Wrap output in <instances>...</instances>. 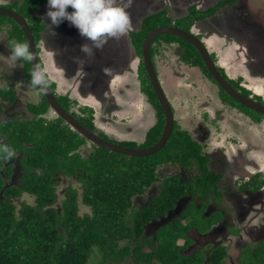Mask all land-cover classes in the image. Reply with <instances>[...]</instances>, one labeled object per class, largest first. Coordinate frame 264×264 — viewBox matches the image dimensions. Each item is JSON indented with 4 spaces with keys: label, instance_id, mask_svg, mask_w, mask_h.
Segmentation results:
<instances>
[{
    "label": "flooded vegetation",
    "instance_id": "obj_1",
    "mask_svg": "<svg viewBox=\"0 0 264 264\" xmlns=\"http://www.w3.org/2000/svg\"><path fill=\"white\" fill-rule=\"evenodd\" d=\"M251 4L249 0H133L128 12L132 31L101 49L93 47L87 55L81 45L91 46V41L67 20L45 27L50 25L47 0H0V10L10 12L0 13V63L9 55L7 41L27 42L16 14L28 27L36 65L50 80L43 93L33 88L29 83L33 62L26 61L0 79V143L14 153L9 158L0 155L3 186H20L23 149L33 146L35 136L50 137L56 152L49 159L54 164L65 161L53 174L56 199L50 207L59 209L74 197L79 215L88 212L81 214L79 208L89 209L82 195L93 183L91 171L81 167L83 160L104 154L108 168L118 174L127 165L141 170L150 163L153 179L130 196L127 215L148 206L167 180L181 192L164 214L155 212L143 224L142 249H151L148 239L155 243L157 230L166 222H190L194 208L207 218V227L188 230L191 243L186 251L202 249L207 254L221 246L224 264L228 260L242 264L245 251L264 241V218L253 219L254 213L264 215V113L238 101L220 81L264 108V30L254 12L263 8ZM67 10L72 11L70 6ZM157 28L175 29L199 41L215 74L187 38L170 31L159 33L148 44L156 91L143 46ZM229 56L235 61L232 69L226 63ZM244 118L251 127L240 121ZM168 119L171 129L159 149L137 155L123 151L145 150L158 143ZM20 125L28 142L17 146L15 127ZM219 133L223 140L214 144ZM175 141L178 144L171 147ZM24 195L31 196L29 204L35 205V196L23 191L7 199L20 202ZM179 240L184 244V238Z\"/></svg>",
    "mask_w": 264,
    "mask_h": 264
},
{
    "label": "trees",
    "instance_id": "obj_2",
    "mask_svg": "<svg viewBox=\"0 0 264 264\" xmlns=\"http://www.w3.org/2000/svg\"><path fill=\"white\" fill-rule=\"evenodd\" d=\"M15 30H20L16 24ZM21 126L15 127L17 146L28 142ZM32 140L33 146L23 149L25 170L20 186L4 187L0 176V264H117L128 258L139 264H224V247H213L207 254L202 249L186 251L191 243L188 230L207 227V218L194 208H190L191 222L183 224L176 219L161 225L157 241L148 239L151 249H142L143 224L155 217V212L164 214L181 192L167 180L148 206L127 215L130 196L153 179L150 163L141 170H130L127 165L126 171L118 174L108 168L104 154L83 160L81 167L91 171L93 178L91 189L82 195L89 211L79 215L74 197L69 203L62 202L59 209L50 207L56 199L53 174L60 166L49 157L56 150L51 149L50 137ZM177 144L175 141L171 147ZM34 166L40 171H29ZM22 191L35 196V205L7 199ZM124 238L127 242L120 244ZM179 238H184V244L177 243ZM242 264H264V241L245 251Z\"/></svg>",
    "mask_w": 264,
    "mask_h": 264
},
{
    "label": "clouds",
    "instance_id": "obj_3",
    "mask_svg": "<svg viewBox=\"0 0 264 264\" xmlns=\"http://www.w3.org/2000/svg\"><path fill=\"white\" fill-rule=\"evenodd\" d=\"M69 6L72 11L67 10ZM132 6L133 0H47L46 16L50 25L45 27L58 26L67 20L77 28L81 36L91 41V46L88 43L81 45V51L91 55L93 47L101 49L109 41H117L132 31L133 25L128 15ZM7 48L10 51L6 62L0 63V79H5V74L16 67L18 62L34 61L27 42L10 39ZM29 76L30 85L38 88L41 93L50 87L48 74L40 65L34 64ZM0 153L5 158L14 154L3 143H0Z\"/></svg>",
    "mask_w": 264,
    "mask_h": 264
},
{
    "label": "water",
    "instance_id": "obj_4",
    "mask_svg": "<svg viewBox=\"0 0 264 264\" xmlns=\"http://www.w3.org/2000/svg\"><path fill=\"white\" fill-rule=\"evenodd\" d=\"M0 13H4V14H7V15H10V12L6 11V10H0ZM15 18V21H17L19 23V25H21V27L23 28L24 32H25V36H26V40H27V43L29 44V47H30V50L33 52V56H34V46H33V40L31 38V35L29 33V30H28V27L27 25L25 24V22L21 19V17H19L18 15L15 14L14 16ZM167 31H170L171 33H174L176 35H179V36H182L183 38H187L191 43H193L198 49H199V52L201 53L202 57L204 58L206 64H207V67L214 73V68L212 66V62L210 61L209 59V56L207 53H205V51L203 50V46L202 44L199 42V41H195L193 40L191 37H189L187 34L181 32V31H177V30H173V29H169V28H157V29H154L151 33H150V36H148V38L144 41V46H143V53H144V61L146 63V66L148 68V72H149V76H150V79H151V82L152 84L154 85V88L156 89V85H157V80L155 79L154 77V74L152 72V67H151V63H150V60H149V55H148V44H149V39L151 37H153L154 35L156 34H159V33H165ZM36 64L35 61H33V65ZM221 84H223L226 88V90L234 97L236 98L238 101H240L241 103H243L244 105L250 107V108H254L258 111H261L264 113V108H262L261 106H259L258 104H256L255 102L249 100L248 98L246 97H243L242 95L232 91L228 86L225 85V83H223L222 81H220ZM159 89H156V91H158ZM164 107L165 109L167 110L168 107L166 105V101H164ZM166 113H168L166 111ZM170 129H171V124H170V121L169 119L167 120V124L165 126V130L163 132V135L162 137L160 138V140L158 141V143L154 144L153 146H151L149 149H145V150H138V151H130V150H123L122 148H118V147H115L113 145H109V144H102L103 146L105 147H108V148H113V149H116V150H123V151H126L128 153H132V154H149V153H152L154 152L155 150L159 149L163 143L166 141V139L168 138V134L170 132Z\"/></svg>",
    "mask_w": 264,
    "mask_h": 264
},
{
    "label": "rangeland",
    "instance_id": "obj_5",
    "mask_svg": "<svg viewBox=\"0 0 264 264\" xmlns=\"http://www.w3.org/2000/svg\"><path fill=\"white\" fill-rule=\"evenodd\" d=\"M249 1L252 3L251 4V8H253V5L258 6L257 8H263V9H254V12L257 15V18L255 19L256 22H257V24L264 30V0H249ZM256 10H257V12H256ZM238 56H239V54H238ZM226 63L228 64V67H231V69H232V67L235 66L234 58L231 57V56H229V57L226 58ZM251 85H255V84L254 83H251ZM240 121H244L245 122V125H248L249 127L252 126L249 121H246L245 120V118L243 120L240 119ZM252 129H253V127H252ZM260 132H262V129H260ZM230 133L231 134H228V135H232V132H230ZM228 135H226V136H228ZM223 137H224L223 133H219L218 136H215L214 139H213L214 144L219 143L220 140H223ZM258 158L260 160L263 157H262V155H258ZM76 161H79V158H77ZM67 163H68V161H67ZM59 166L60 167L65 166V161L63 163H59ZM20 201L21 202L22 201L23 202H27L29 204V202L31 203L33 201V199L29 195H24V196H22L20 198ZM17 207H19V205H17ZM85 210H88L89 211L88 208L87 209L86 208H79V213L82 214V213L85 212ZM257 215H258L257 213H254V218L253 219H254L255 222L256 221L259 222V221H261L262 218H264L263 217L264 215H259V216H257ZM191 219H192V217L189 215L188 220L190 222L192 221ZM263 221H264V219H263ZM166 223H168V222H166ZM124 242L125 241H123L122 243L120 242V244H123ZM177 242L181 244L182 241L179 240ZM230 251H231V249H230ZM231 252H233L232 255H234V249H232ZM229 262H230V260L227 261V264H230ZM90 264H93V262H90ZM107 264H114V263H107ZM117 264H135V263H134L133 259H126L123 262H120V263H117ZM231 264H232V262H231ZM233 264H234V260H233Z\"/></svg>",
    "mask_w": 264,
    "mask_h": 264
}]
</instances>
